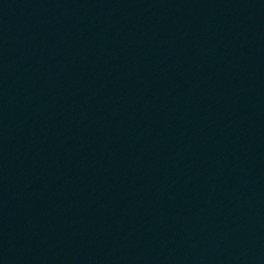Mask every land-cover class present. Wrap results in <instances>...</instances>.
<instances>
[{
    "label": "water",
    "instance_id": "95a60500",
    "mask_svg": "<svg viewBox=\"0 0 264 264\" xmlns=\"http://www.w3.org/2000/svg\"><path fill=\"white\" fill-rule=\"evenodd\" d=\"M0 264H264V0H0Z\"/></svg>",
    "mask_w": 264,
    "mask_h": 264
}]
</instances>
